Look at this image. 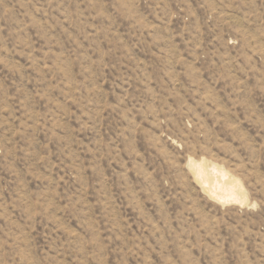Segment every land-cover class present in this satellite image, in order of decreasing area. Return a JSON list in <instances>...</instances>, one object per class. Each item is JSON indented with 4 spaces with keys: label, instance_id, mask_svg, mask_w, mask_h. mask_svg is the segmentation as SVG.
Returning a JSON list of instances; mask_svg holds the SVG:
<instances>
[{
    "label": "rangeland",
    "instance_id": "1",
    "mask_svg": "<svg viewBox=\"0 0 264 264\" xmlns=\"http://www.w3.org/2000/svg\"><path fill=\"white\" fill-rule=\"evenodd\" d=\"M0 264H264V0H0Z\"/></svg>",
    "mask_w": 264,
    "mask_h": 264
},
{
    "label": "bare ground",
    "instance_id": "2",
    "mask_svg": "<svg viewBox=\"0 0 264 264\" xmlns=\"http://www.w3.org/2000/svg\"><path fill=\"white\" fill-rule=\"evenodd\" d=\"M191 169L205 192L216 198V200L241 202L240 195L237 193L241 186L237 181L228 178L224 171L213 167L212 171L208 170L211 172L209 173L206 171L204 164L193 161L190 162Z\"/></svg>",
    "mask_w": 264,
    "mask_h": 264
}]
</instances>
